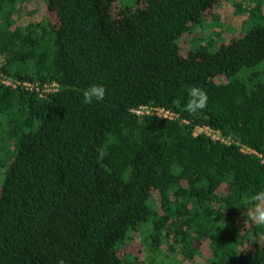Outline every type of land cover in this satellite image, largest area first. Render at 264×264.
I'll use <instances>...</instances> for the list:
<instances>
[{
	"label": "trees",
	"instance_id": "trees-1",
	"mask_svg": "<svg viewBox=\"0 0 264 264\" xmlns=\"http://www.w3.org/2000/svg\"><path fill=\"white\" fill-rule=\"evenodd\" d=\"M221 1L0 0L1 71L58 86L0 82V264H264V0Z\"/></svg>",
	"mask_w": 264,
	"mask_h": 264
},
{
	"label": "clouds",
	"instance_id": "clouds-1",
	"mask_svg": "<svg viewBox=\"0 0 264 264\" xmlns=\"http://www.w3.org/2000/svg\"><path fill=\"white\" fill-rule=\"evenodd\" d=\"M106 95V87L103 83H92L82 90L83 101L91 103L103 100ZM207 93L198 86H191L187 89V100L184 105L189 112H197L205 108L207 104ZM252 207L248 213L249 223L264 226V188L251 194Z\"/></svg>",
	"mask_w": 264,
	"mask_h": 264
},
{
	"label": "built area",
	"instance_id": "built-area-1",
	"mask_svg": "<svg viewBox=\"0 0 264 264\" xmlns=\"http://www.w3.org/2000/svg\"><path fill=\"white\" fill-rule=\"evenodd\" d=\"M0 82L5 84V85H11V86H16L17 84H23L25 87L33 89L35 88L36 90H38L41 94L48 92V91H52V90H56L57 89V84L55 82L52 83H45L42 86L36 84V83H31V82H21V81H14L12 80V78L8 77L7 75H5L1 69H0ZM136 113L139 114H150V115H156L158 117L161 118H175L177 115L169 110L166 109L164 107L161 106H149V105H141L139 108L134 110ZM203 131L212 136L213 138H217L219 139V132L214 131L212 128H210L209 126H205L203 128ZM230 142V141H228ZM241 150L243 152H252L253 150L245 145H242Z\"/></svg>",
	"mask_w": 264,
	"mask_h": 264
},
{
	"label": "rangeland",
	"instance_id": "rangeland-1",
	"mask_svg": "<svg viewBox=\"0 0 264 264\" xmlns=\"http://www.w3.org/2000/svg\"><path fill=\"white\" fill-rule=\"evenodd\" d=\"M223 1V0H222ZM221 1V2H222ZM234 9V6H233V4H232V2H228V1H223L222 2V4L220 5V6H218V8L216 7L215 9H214V11L215 12H223V13H226L227 14V16H226V20H225V22L226 23H232V25H234L235 26V28H239L240 27V24H241V22H240V17L238 18L237 16H235V15H233V12H232V10ZM47 15V14H46ZM49 15H51V14H49ZM190 38H191V36L189 35V34H187L186 36H184L182 39H183V41L182 42H184L185 44H186V46H189V42H190ZM2 179H3V175L1 176V178H0V187H1V183H2ZM138 242L136 241V240H134V241H132L131 243H130V247H131V249L132 250H135L136 248H137V246H138V244H137ZM182 264H191V262H189V261H186V262H184V263H182ZM197 264H199V262L197 263Z\"/></svg>",
	"mask_w": 264,
	"mask_h": 264
}]
</instances>
